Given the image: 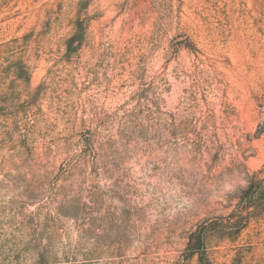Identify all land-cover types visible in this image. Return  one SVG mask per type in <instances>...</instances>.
I'll return each instance as SVG.
<instances>
[{
	"label": "rangeland",
	"instance_id": "obj_1",
	"mask_svg": "<svg viewBox=\"0 0 264 264\" xmlns=\"http://www.w3.org/2000/svg\"><path fill=\"white\" fill-rule=\"evenodd\" d=\"M0 105V264H264V0H0Z\"/></svg>",
	"mask_w": 264,
	"mask_h": 264
},
{
	"label": "trees",
	"instance_id": "obj_2",
	"mask_svg": "<svg viewBox=\"0 0 264 264\" xmlns=\"http://www.w3.org/2000/svg\"><path fill=\"white\" fill-rule=\"evenodd\" d=\"M83 23L81 20L76 22L75 33L67 39V52L70 53L76 48V44L80 41L83 33ZM17 65V66H16ZM16 77L19 79H27L28 74L21 61L16 62ZM3 106L0 105V113H2ZM237 210L234 211L228 217L232 221L231 224H235L237 230L244 228L250 218L258 217L264 213V181L253 177L244 190H242L239 201L237 204ZM205 230L206 227L201 226L197 228L189 237L187 244V250L191 255L196 254L198 256L199 264H210L206 249H205ZM48 264V263H41Z\"/></svg>",
	"mask_w": 264,
	"mask_h": 264
}]
</instances>
